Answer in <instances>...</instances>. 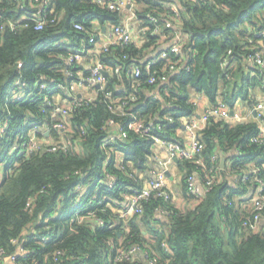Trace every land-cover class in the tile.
<instances>
[{
	"label": "trees",
	"instance_id": "16d2710c",
	"mask_svg": "<svg viewBox=\"0 0 264 264\" xmlns=\"http://www.w3.org/2000/svg\"><path fill=\"white\" fill-rule=\"evenodd\" d=\"M134 2L145 44L115 46L102 54L104 62L123 68L122 75L108 76L111 98L101 93L71 115H59L67 127L62 132L54 127L53 111L59 98L69 96L59 84L69 85L78 76V64L68 66L67 58L79 42L89 41L88 33L75 30L74 24L90 27L96 18L101 24L119 25L123 15L94 0H52L53 16L62 17L57 25L36 31L35 21L24 20L39 9L34 0H0V259L18 255L22 264H149L153 258L157 264H264V228L254 231L243 225L250 214L237 199L247 189L230 186L225 171L220 174L223 182L196 203L187 185L196 164L178 161L177 189L193 206L178 208L153 194L143 202L142 216L125 220L119 213L125 195L141 190L154 166V137L176 138L184 121L196 115L191 91L210 104L222 100L231 108L241 98L257 103L249 90H261L264 69L247 64V58L261 49L259 40H249L264 30V0ZM167 20L173 21L172 28L166 27ZM178 35L183 48L172 60L183 58L182 67L159 87L164 101L156 100L148 95L153 87L144 84L148 74L143 60L149 50ZM68 38L73 45H56ZM133 64L144 69L139 100L126 108L125 116L116 117L108 106L111 99L121 103L133 92L124 72ZM111 117L123 124L128 136L113 144L108 160L102 140ZM135 118L151 123L148 135L130 130ZM257 129L252 122L211 119L201 134L207 167L213 156L228 158L234 149L239 153L228 158L234 167L264 164V147L250 142ZM32 136L36 147L30 143ZM116 152L118 165L113 161ZM105 171L115 177L113 184ZM159 207L169 208L170 214L162 215L167 225H161ZM133 246L148 251L149 258L116 260L119 248ZM109 250L112 258L105 261Z\"/></svg>",
	"mask_w": 264,
	"mask_h": 264
},
{
	"label": "built area",
	"instance_id": "2783aa9c",
	"mask_svg": "<svg viewBox=\"0 0 264 264\" xmlns=\"http://www.w3.org/2000/svg\"><path fill=\"white\" fill-rule=\"evenodd\" d=\"M34 8H39L32 18H25L24 20L35 21V30L42 31L47 27L55 26L58 24L62 16H53L54 8L52 6V0H34ZM94 3L102 8H107L109 11H119L126 7H130L135 4L134 0H94ZM134 15V16H133ZM128 19L126 23L119 25L108 24L106 25V31L102 32V26L94 22L90 27H87L81 22L74 24V29L79 32H85L89 35V41L86 46L90 47L99 41L100 35L104 37V45L102 48V54L106 55L110 53L115 46H127L133 44V30L131 21L135 19L134 13ZM178 17V16H176ZM156 22H159L153 19ZM173 21L167 20L166 27L172 28ZM159 32V28L155 29V33ZM144 34L145 31H143ZM259 40L261 49L257 50L253 54H250L247 58V64L264 69V30L250 38V44ZM65 44L67 46L70 43L67 40H63L56 45ZM183 48V38L176 36L169 47L164 48L158 55L152 56L149 60L145 61V69L148 74V78L144 81V84H149L155 89H161L170 78V76L181 69L183 58L172 60V55L179 57ZM81 50L73 48V52L67 58V65L72 66L77 63ZM102 55V56H103ZM126 59L127 56L125 55ZM154 59V61H153ZM167 61L162 69L158 68L160 62ZM155 66V67H154ZM143 68L139 65L133 64L128 70L125 69V75L131 78L133 83V92L127 95L121 103L113 101L111 99L109 103V109L116 117L126 115V108L139 100V93L141 88V79L143 78ZM67 74H71V69H66ZM110 74H117L118 76L123 74V68L120 65H109L103 61L102 57L87 71L78 72V76L73 78L69 85L59 84V88H62L68 94V98H59V103L55 106L53 111V120H57L55 128L62 132H65L67 127L65 121H60L57 118L59 115L69 116L78 107L82 106L84 102H89L97 99L101 93H104L111 98V93L106 89V82ZM261 91L264 94V72H261ZM156 100L163 101V96L155 94ZM205 98L200 95L197 97L193 104L197 107L201 100ZM234 114L231 115V112ZM211 119L218 121H229L231 124L238 123H256L258 126L257 132L251 137L250 142L253 145L264 147V103L257 102L247 107L244 112L239 110L238 103L234 108H231L226 102L220 100L216 104H209L204 108L201 116H192L186 119L182 128L187 135V143L179 141L177 138H159L154 137L153 150L154 155L150 158V162L154 166L149 170L148 177H144L145 181L141 190H135L131 195H125V205L121 207L119 213L120 217L127 220L133 215L142 216L144 212L143 202L149 200V198L155 194L157 196L165 198L167 201H171L174 204L175 198L172 196V183H179L177 176L171 180L169 175L171 163L178 161L190 160L196 164L197 170L187 177V185L189 193L192 199L198 203L205 199L206 194L213 190V188L222 183L223 179L220 177L221 171H225L226 179L230 186H236L241 191L246 188V192L243 196L238 197V201L241 202L242 208L247 211L250 216L243 222V225L252 228L254 231H258L260 225H264V164L250 163L247 166L234 167V161L229 159L226 162V166L223 168L221 165V156H213V163L211 167H207L204 159L205 142L201 139L202 131L207 127V124ZM173 119L170 118V121ZM151 123L145 125L142 121L135 120L130 126V130L142 135H148L150 133ZM105 128L106 135L102 140V148L107 153L109 159L111 158L110 150L113 148V144L119 139L126 138L128 136V130L123 126L121 122L116 120L115 117H111L103 127ZM36 130V129H34ZM49 136V130L44 132ZM30 143L33 147H36L38 142L35 136H32ZM67 144L64 143V146ZM158 148L164 149L168 154V159L165 161L160 158L159 153L156 151ZM234 154L239 153L238 149L233 150ZM120 155L116 152L114 156V165L120 164ZM156 163L158 165H156ZM109 162H106L105 165ZM205 172V177L202 173ZM106 178L111 183H114L115 177L105 171ZM144 176V175H143ZM220 177V178H219ZM173 181V182H172ZM232 182V183H231ZM158 215L168 216L170 214L169 208L159 207L156 209ZM164 246H167L166 243ZM21 253L25 254L21 249ZM141 254V255H139ZM116 260H137L148 259L149 252L143 251L137 246L130 248H119L116 253ZM13 264H22L18 261V255L11 256ZM158 259L153 258L149 264H157ZM36 264V263H35Z\"/></svg>",
	"mask_w": 264,
	"mask_h": 264
},
{
	"label": "crops",
	"instance_id": "0c3cea01",
	"mask_svg": "<svg viewBox=\"0 0 264 264\" xmlns=\"http://www.w3.org/2000/svg\"><path fill=\"white\" fill-rule=\"evenodd\" d=\"M132 7H133L132 10L130 9V7H126L124 9H120L119 10V11H121V13L123 15L122 23H126L128 21V19L134 13L136 14L137 5L134 4ZM175 8L177 9V7H175ZM94 22H96L97 24L102 26V29H101L102 32L106 31V28H107L106 25H108V24L110 25V23L101 24L98 19L94 18V19L91 20V25L90 26H92L94 24ZM131 26H132V30H133V44L135 46H138V47L143 46L145 44L147 38H146V34L143 33V31H145V28L142 27V24H141L140 20H138L137 14H136L135 19H133L131 21ZM104 28H105V30H104ZM66 40L70 43V45L72 44V40L71 39L68 38ZM172 42L173 41H169V42L167 41V42L163 43L161 46H158V47L153 48L152 50H149V52L147 53V57L143 60V62L149 60L152 56L154 57L155 55H158L161 50H163L164 48L169 47ZM79 43H81L80 46H78L79 49L81 50V54L79 55L77 64L79 66L80 71L82 72V71H87L88 69H90V67H92L102 57V48H103V45H104V37L101 34L100 38H99V41L96 44H94L93 46H90V47L86 46V43H84L83 41L79 42ZM249 92H250V97L252 98V100H254L255 102L264 103V94L259 89V87L251 88L249 90ZM155 94H160V89L153 88L152 90L149 91L148 95L151 96V97H154ZM197 97H200V95L198 93H196L194 90L191 91V99H192V101H194ZM163 101H164V99H163ZM209 104H210L209 100L207 98H203L201 100L200 104L196 107V115L195 116H201L203 111H204V108L207 105H209ZM238 105H239V103H238ZM246 105H247L248 108L251 106V104H248V103H246ZM244 111L245 110H241V112H244ZM176 138L179 141H181V142L183 141L185 144L187 143V135H186L185 130L183 128H181V129H179L177 131V137ZM156 151L159 153L161 159H163L165 161L168 159V157H167L168 154H167V152L164 149L158 148ZM220 154H221V152H220ZM233 154H234V152L232 150L227 155V157L228 158H229V156L232 157ZM223 157L224 156L221 155V158H223ZM228 158H227V160H229ZM156 165H158V164L156 163ZM169 167H170V172H169L170 174L169 175L171 177V180H173L175 175L176 176H177V174L180 175L179 170H178L179 169L178 168V162L171 163L169 165ZM177 180H179V179H177ZM178 182H180V181H178ZM171 185H172L171 194L175 198L174 205L176 207H178V208H183L184 207L185 208V207H188V206L191 207V206L194 205V204H188L186 202V199L181 194V192L178 193V194H175L174 187L177 186V188H179L180 186L176 185L175 183H172ZM159 218L162 220L161 221L162 222L161 225H167L168 221H167V219L165 217H163L162 215H159ZM260 227L264 228V225H260ZM143 233L145 234V231H143ZM20 247H21V245L19 246V249H18L19 252L21 251ZM139 255H141V254H139ZM0 264H13V262H12L11 257L5 256V257H1Z\"/></svg>",
	"mask_w": 264,
	"mask_h": 264
},
{
	"label": "rangeland",
	"instance_id": "374dc122",
	"mask_svg": "<svg viewBox=\"0 0 264 264\" xmlns=\"http://www.w3.org/2000/svg\"><path fill=\"white\" fill-rule=\"evenodd\" d=\"M238 103H239V110L240 111L241 110H245L247 108V105H246L245 101L242 98L238 100ZM177 178L180 179L181 175L177 174ZM174 191H175V194L180 193V191H178L177 187H174ZM112 253H113L112 250L111 251L109 250L108 253L107 252L105 253V255H104L105 256L104 257L105 261H108V260L110 261V259L112 258Z\"/></svg>",
	"mask_w": 264,
	"mask_h": 264
},
{
	"label": "water",
	"instance_id": "95a60500",
	"mask_svg": "<svg viewBox=\"0 0 264 264\" xmlns=\"http://www.w3.org/2000/svg\"><path fill=\"white\" fill-rule=\"evenodd\" d=\"M104 30H105V28H104ZM233 114H234V111L231 112V115H233ZM226 162H227V158L224 156L221 160V165L223 168L226 166ZM68 264H73V263H68Z\"/></svg>",
	"mask_w": 264,
	"mask_h": 264
}]
</instances>
